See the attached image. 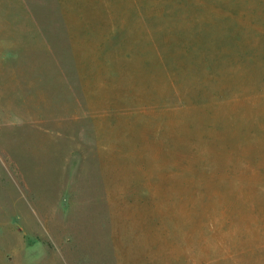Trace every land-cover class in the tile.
<instances>
[{
	"label": "rangeland",
	"instance_id": "1",
	"mask_svg": "<svg viewBox=\"0 0 264 264\" xmlns=\"http://www.w3.org/2000/svg\"><path fill=\"white\" fill-rule=\"evenodd\" d=\"M164 96L156 112L172 118L138 119ZM87 102L126 110L116 149L136 153L139 131L157 134L159 151L179 143L176 155L125 156L115 184L126 202L104 196ZM129 159L140 170L128 171ZM155 162L177 165L176 201L130 195L131 181L161 187ZM113 216L138 223L127 229L132 247L156 233L153 256L139 260L125 234L114 237ZM150 217L158 228L145 235ZM148 261L264 264V0H2L0 264Z\"/></svg>",
	"mask_w": 264,
	"mask_h": 264
},
{
	"label": "crops",
	"instance_id": "2",
	"mask_svg": "<svg viewBox=\"0 0 264 264\" xmlns=\"http://www.w3.org/2000/svg\"><path fill=\"white\" fill-rule=\"evenodd\" d=\"M2 0H0L1 2ZM121 7L123 8H130V4L133 3H129L127 2L126 4L124 2H119L118 3ZM111 8H114V3L111 4L106 10H110ZM106 16L108 17L109 15L104 14V17L102 19H98V21L100 22H105L106 20ZM111 16V14H110ZM107 22H113V21H107ZM90 24V23H87ZM117 26V25H115ZM115 26L108 27V30L106 31V36L109 35V32L111 30H109V28H114ZM136 26H141V24H138ZM65 28L67 27H72V26H64ZM74 27V26H73ZM121 27V26H120ZM122 35V33H118L117 31H113V36H120ZM122 40V39H121ZM120 45H122L121 41L117 42V43H113V47H119ZM135 43L133 42H129L126 43V48H125V52L123 53L124 56L121 57V61L123 60V62L121 64H126L125 58L127 56H130L131 54L134 53V49H135ZM109 48V47H108ZM106 48V49H108ZM145 57L147 58V56L145 55ZM148 59V58H147ZM146 59V61H147ZM153 57L149 58V61L151 63L150 67L152 66V61ZM149 66H146L145 69H148ZM123 69H127V68H123ZM123 99H126L125 96H123ZM154 100H158V99H152L150 101L144 102V104L146 105L144 107H138L141 110H143V112H141L139 114L138 119H140L141 121H144L149 118L151 119L152 117L154 118H158L159 115L160 117L158 118L159 121L163 120V119H167V118H172L171 114H169L168 111H165V114L163 113V110L161 111V114H158L156 112V108H163L165 106L168 105V103H170L171 101L169 100V96H164L163 100H161V104L159 105H150ZM86 108V113L88 116L91 117L92 119V139H93V143L95 146V154H96V158H97V162L99 164V168H101V170L103 169L104 174L103 177L105 178L104 180V185H105V191H104V196H106V201L108 203H117V202H126L128 201L129 197L126 198V191H125V187L124 190L116 187V182L120 176L121 171H125V161L128 160L127 158H125V156L127 155H131L136 154V153H141L143 155H155V156H161L162 158V154L164 155H176L178 153H180L179 149H178V141L174 142V145H168L169 147H164L161 151L158 150L157 148V144H158V140H157V134L155 133H150L149 132H137L135 134V136L138 139V149L137 152H131L130 149L126 150L123 148H119L116 149V146L114 145V139H117V136L115 137L114 131H116L117 129L120 130V136L118 135V141L119 142H124L125 141V126L127 123V118H126V110H111L110 112L108 111V108L106 110H104L101 107L96 106L95 104H90V103H86L85 105ZM131 108V107H130ZM134 108V107H132ZM131 108V109H132ZM151 111H155L151 112ZM133 112V111H130ZM145 112V113H144ZM112 114V121H110V119L108 120H104L103 116H108ZM113 114H114V118H113ZM138 115V114H135ZM152 116V117H150ZM176 119V118H175ZM119 122H121L120 126H119ZM113 125L111 127V124ZM114 127V129H113ZM120 127V128H119ZM152 136V140H155L153 142V144L150 143V139L148 138V135ZM111 135V136H110ZM162 143H164L162 141ZM163 155V157H164ZM163 160H165L163 158ZM133 164V167L131 166ZM155 165L158 166L157 170H159V167L162 171V175H161V187H159V178L155 181V184L153 186V193L152 192V185H150L149 183L143 181L141 184H134L135 181H131L130 182V187H131V192L130 195H136V194H144L147 196H151L154 198L150 199L149 201L146 202H159L158 200V195L162 197L161 202H163V200H166L167 202H174L176 201L175 197L177 194H179V185L176 182V179L172 178L171 174L169 172L173 171V170H177V165L168 162H163L159 164L158 163H153ZM139 164L138 163H133L131 162L130 164V159L129 162L127 163L128 166V171L129 170H140L139 168H137ZM131 167V168H129ZM145 170H148L149 167L147 168H143ZM156 170V168L154 169ZM131 176V175H130ZM142 185H145V187L142 188ZM137 186L138 189H136L135 191L133 190V187ZM192 186L189 188L188 185L184 186V188L182 189L183 191L186 190V194L189 195V189H191ZM143 190V191H142ZM159 190H160V194H159ZM193 190V189H192ZM192 190H190V198H187V200L185 201H192L193 197H192ZM116 193H118L116 195ZM145 202V201H144ZM125 216H113V222H112V226H113V230H114V237L117 233H119L120 235H124V242L127 243H123L128 245L129 247H132L130 244V234L127 232V229L129 230V228L135 227L136 225L138 226V223H130L128 221H125ZM151 220H144L142 223L139 224V228L143 230L144 234H147L146 230H150V232H154L157 230L158 228V224L154 222V217H150ZM127 220V218H126ZM153 233V234H154ZM128 238V239H127ZM114 240V238H113ZM144 243L139 242V245H143V248L139 247H132V248H139L138 251L140 250V252H143L142 254H140L139 260L143 258L144 255H148V256H153V252L151 250L152 247H154V243H158L157 240V234H154V237L152 238L151 236L145 237L144 238ZM121 244V243H119ZM136 250V249H133ZM131 250V251H133ZM149 252V254H146V252ZM129 255H130V250H129ZM131 257V256H130ZM147 264H156V262L154 261H148Z\"/></svg>",
	"mask_w": 264,
	"mask_h": 264
}]
</instances>
